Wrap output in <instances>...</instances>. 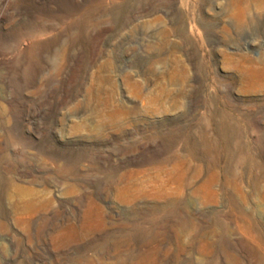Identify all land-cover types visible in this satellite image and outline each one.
Wrapping results in <instances>:
<instances>
[{"label": "rangeland", "instance_id": "1", "mask_svg": "<svg viewBox=\"0 0 264 264\" xmlns=\"http://www.w3.org/2000/svg\"><path fill=\"white\" fill-rule=\"evenodd\" d=\"M0 264H264V0H0Z\"/></svg>", "mask_w": 264, "mask_h": 264}]
</instances>
